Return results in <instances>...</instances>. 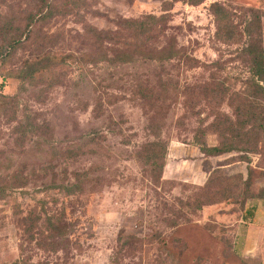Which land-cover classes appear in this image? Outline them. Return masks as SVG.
Listing matches in <instances>:
<instances>
[{
  "label": "rangeland",
  "instance_id": "obj_1",
  "mask_svg": "<svg viewBox=\"0 0 264 264\" xmlns=\"http://www.w3.org/2000/svg\"><path fill=\"white\" fill-rule=\"evenodd\" d=\"M39 1L0 0L20 39L0 63V264L250 261L236 244L264 189V96L241 48L264 50V0H62L46 19ZM147 15L165 20L146 50L172 42L190 65L137 56L118 23Z\"/></svg>",
  "mask_w": 264,
  "mask_h": 264
},
{
  "label": "trees",
  "instance_id": "obj_2",
  "mask_svg": "<svg viewBox=\"0 0 264 264\" xmlns=\"http://www.w3.org/2000/svg\"><path fill=\"white\" fill-rule=\"evenodd\" d=\"M62 0H40V9L38 11V18L40 19H46L48 15L51 13V11L54 9L55 5L58 2H61ZM191 4H198L204 0H184ZM214 6V11L218 10V6L216 4L212 5V8ZM165 20V15L155 17L154 15H147L140 19L136 20H125L123 22L118 23V26L120 29L127 31L128 34H134L138 38L137 43H135L134 49H141V52H137V56H141L142 53H145V57L148 59H153L155 61H158L160 63L169 62L172 59H178L183 61L185 64L190 65V63L194 60L188 56V54L185 51H182L179 48L174 47L172 42L168 43L166 46L160 48L157 51H154L155 53H151L152 50H146V41L149 39V32L152 31L156 26L162 25ZM2 39L0 40V63L3 59L4 55L7 53L13 51L16 47V43L20 42L19 37H17L16 33H12L10 26H2L1 32H0ZM249 38L251 37L250 32L248 31ZM118 38H121V35H118ZM145 48V49H144ZM148 52V53H146ZM242 55L245 56L248 64V72H249V78L247 80L249 86L253 91H261L264 96V50L261 46V42L258 40H250L246 45H244L241 48ZM106 58H109L105 55ZM135 59V51H121L115 54L114 60L118 64H125L130 63ZM26 73H28V69L26 70ZM30 73V71H29ZM3 84L0 83V90L2 89ZM190 86L187 87L189 89ZM202 153L209 156H215L221 153H225L230 151L233 148H242L237 147L234 144L225 145V143H222V145H214V146H207L206 144L202 143ZM250 148V147H249ZM255 150V145L253 143V146L251 147ZM254 152V151H252ZM55 188L58 191H61L63 189L70 190L69 187L65 185H55ZM0 196H5L4 188L0 187ZM264 199V189L262 190L261 196L257 198ZM253 205L247 207L244 211V214L242 216V219L249 218L253 213Z\"/></svg>",
  "mask_w": 264,
  "mask_h": 264
},
{
  "label": "crops",
  "instance_id": "obj_3",
  "mask_svg": "<svg viewBox=\"0 0 264 264\" xmlns=\"http://www.w3.org/2000/svg\"><path fill=\"white\" fill-rule=\"evenodd\" d=\"M253 213L242 219V233L236 244L238 254L250 256L244 264H264V199L256 200Z\"/></svg>",
  "mask_w": 264,
  "mask_h": 264
}]
</instances>
